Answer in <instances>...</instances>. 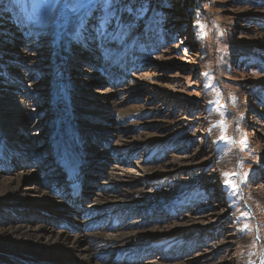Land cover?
<instances>
[{"label":"rangeland","instance_id":"1","mask_svg":"<svg viewBox=\"0 0 264 264\" xmlns=\"http://www.w3.org/2000/svg\"><path fill=\"white\" fill-rule=\"evenodd\" d=\"M6 3L0 0V142L21 158L0 159V181L31 177L0 201V228L33 218L36 202L48 213L30 225L71 233L58 224L67 213L41 199L64 202L51 192L60 147L69 161L78 151L97 160L86 171L82 214L119 209V225L108 227L109 216L106 226L86 230L116 238L99 264H264V0H215L227 53L209 75L203 62L212 49L196 40L204 9L187 11L181 0H17L5 11ZM106 3L115 5L96 11ZM210 88L236 93L230 102L244 112L249 155L228 176L217 164L235 140L213 138L205 119L215 107ZM61 117L74 135L60 133ZM88 212V219L73 215L80 220L73 231L86 225L81 220L102 218Z\"/></svg>","mask_w":264,"mask_h":264},{"label":"bare ground","instance_id":"2","mask_svg":"<svg viewBox=\"0 0 264 264\" xmlns=\"http://www.w3.org/2000/svg\"><path fill=\"white\" fill-rule=\"evenodd\" d=\"M57 106L58 109H60L61 111L65 109V105L63 106L57 105ZM67 121L61 117L58 123L59 131L63 136L74 135L75 126H73L71 123H68ZM68 144L69 141L66 140V145ZM103 144L105 145L106 143ZM5 145L6 143L4 141L0 142L1 160L6 161L9 156L11 158L12 157L17 158V160L21 158V155L17 151L15 152L17 153V155L14 153H12L14 156L11 155V152L4 148ZM56 152L59 160V162L57 161L58 167L61 168V171L62 170L69 171L70 169L78 170L80 172V177L82 178V175L83 178L85 177V182H84L85 185V183L88 181V178L86 177L87 174L86 171L89 170V167L93 169L92 165L97 160L94 159L92 162H88L90 160L89 157L91 156L87 154L86 156L88 157V159L86 157L84 158L82 156V152L78 151L77 152L78 159L76 161H69L64 154H58V152H62L60 150V147H57ZM56 152H54L55 155ZM4 165L7 164L4 163ZM101 165H105V163L100 164V166ZM10 167L11 166H8L7 169ZM24 176L31 177L29 173H27L26 175L19 173L17 177H10L8 179L0 181V201H2V203H5V201H9L11 198H13L14 194L17 193V191H19L20 181ZM88 188L89 186L86 185V189ZM30 189L31 191L34 192L37 190L35 186H30ZM83 196L84 195L82 189L80 200L83 199ZM41 199L43 204L50 205L52 206L53 209L54 207L57 208L58 206L61 207L60 210L56 208V210H54L55 212L57 213L60 212L62 214L67 213V215H65L64 218L61 216L62 219H65L61 223V227L67 229L69 228L70 225L72 226V228H75L76 226L79 227L76 222L80 220L76 218L77 216L81 215L82 211L80 210L76 211L77 208L71 206V203H73V201L71 200V196H67L66 197L67 201L66 202L64 201L63 203L54 201V199L51 198L50 194L43 195ZM36 204L38 203L34 202L33 206L35 209L32 207L30 211H28L29 212L28 215L32 216L31 214H33V218H25V221L23 220V222L19 223V225L0 228V233L4 234L2 235L1 240L4 242L3 244L5 245V246H0V264L7 263L10 259H14L22 263L35 258L40 259L42 264H99L97 260L104 259L106 254L108 253L106 246L116 241V238H113L112 241L110 239L111 241L110 242L109 239L104 238L105 236L102 233L86 232V230L92 231L94 227L99 229L104 227V225L106 226V222L102 221V219H106L108 215H111L113 217L115 214H117L119 209L115 208V206L109 205L110 206L109 211H107L109 207L105 205H100L98 208H94V209L88 208V211L91 212L90 213L91 216H93V214L96 213V216L102 218L91 219L89 221L87 220L89 215H87L86 220L84 221L81 220V223H86V225L83 228H81L79 231L72 230L71 233H67L65 230H58L56 231L57 232L56 234V233H51L54 232L52 226L49 225L43 226L41 224L30 225L29 223L30 220L36 219L39 215L41 216V213L43 214L45 211V207ZM101 213L104 216H102ZM73 215H75L76 218H74ZM19 216L21 217V215ZM55 217L53 216V219L58 218ZM66 222H67V226H65ZM119 224L120 222H118L116 225ZM107 225L108 227H113L114 223L109 222ZM124 245L123 247H125ZM136 251L137 249H134L133 253H135ZM124 259L125 258L123 257L114 258L115 261H123Z\"/></svg>","mask_w":264,"mask_h":264},{"label":"clouds","instance_id":"3","mask_svg":"<svg viewBox=\"0 0 264 264\" xmlns=\"http://www.w3.org/2000/svg\"><path fill=\"white\" fill-rule=\"evenodd\" d=\"M204 11L199 15L198 19L203 24V28L198 29L196 34L197 44L200 49L208 52L212 49V53L203 62V72L205 75L213 74L219 64L220 58L227 53V46L222 43L225 34V27L219 22L220 18L213 11L215 0H200ZM208 100L215 106L214 110L205 117L209 121V126L214 127L213 138L217 136L225 141H233L226 154L218 161L217 167L225 173L233 171L238 164H242L243 160L248 158V153L244 151L241 143L247 139V132L240 123L244 112L234 102L236 93H225L220 88H210L207 92ZM218 97H223L225 102L220 105L217 102ZM215 109H219L216 111ZM231 115H228V114ZM218 122V124H217ZM243 174L246 168L240 167Z\"/></svg>","mask_w":264,"mask_h":264},{"label":"snow or ice","instance_id":"4","mask_svg":"<svg viewBox=\"0 0 264 264\" xmlns=\"http://www.w3.org/2000/svg\"><path fill=\"white\" fill-rule=\"evenodd\" d=\"M16 3H17V0H10V3H6L5 4L4 10L5 11H9L13 7H15ZM114 5H115L114 3H106V4H103V5H96L95 9H96V11H102L103 8H105V7L112 8V7H114ZM201 27H203V25H201ZM224 175L228 176L230 174L229 173H225Z\"/></svg>","mask_w":264,"mask_h":264},{"label":"trees","instance_id":"5","mask_svg":"<svg viewBox=\"0 0 264 264\" xmlns=\"http://www.w3.org/2000/svg\"><path fill=\"white\" fill-rule=\"evenodd\" d=\"M197 0H181L182 6L187 9V11H200L202 9L201 2H197ZM203 28V27H201Z\"/></svg>","mask_w":264,"mask_h":264}]
</instances>
